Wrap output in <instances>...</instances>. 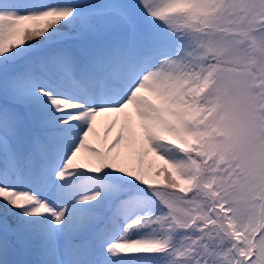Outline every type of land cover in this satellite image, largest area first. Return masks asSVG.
Returning <instances> with one entry per match:
<instances>
[{
	"label": "snow or ice",
	"instance_id": "6c2138e0",
	"mask_svg": "<svg viewBox=\"0 0 264 264\" xmlns=\"http://www.w3.org/2000/svg\"><path fill=\"white\" fill-rule=\"evenodd\" d=\"M0 264H264V0H0Z\"/></svg>",
	"mask_w": 264,
	"mask_h": 264
},
{
	"label": "trees",
	"instance_id": "16d2710c",
	"mask_svg": "<svg viewBox=\"0 0 264 264\" xmlns=\"http://www.w3.org/2000/svg\"><path fill=\"white\" fill-rule=\"evenodd\" d=\"M100 131H101V135H102V128L101 129H99Z\"/></svg>",
	"mask_w": 264,
	"mask_h": 264
}]
</instances>
